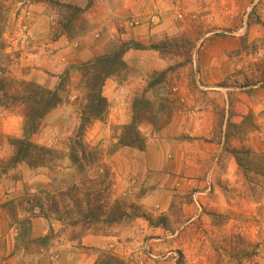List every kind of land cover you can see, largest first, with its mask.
<instances>
[{"label": "rangeland", "instance_id": "rangeland-1", "mask_svg": "<svg viewBox=\"0 0 264 264\" xmlns=\"http://www.w3.org/2000/svg\"><path fill=\"white\" fill-rule=\"evenodd\" d=\"M57 1L68 2L67 0H0V77L32 80L29 79L31 70L39 66L36 63L35 53H38L40 44L32 41L28 15L34 13L32 9L34 6L38 12L42 11L41 13L49 18L48 34L50 38H54L63 29L62 21H65L63 16L72 13L61 8ZM80 1L84 4V11L81 19L75 20V28L79 31L85 29L83 30L85 32L89 28L86 12L89 6L94 5L95 0ZM78 2L79 0H76L74 3L78 4ZM263 5L264 0H188L185 6H173L171 11L176 20L170 26H175L177 31L173 36L165 35L156 41L165 44L162 55L171 60V64L165 71L154 73L152 81L159 80L154 82L155 85L164 82L161 88H165L167 94H170L168 92L171 86L185 87V95L191 105H184L181 102L175 104V108L168 106L167 109L170 111L181 108L185 109L186 113L206 112L208 115L205 120L202 117L203 120L199 121L201 124H198L199 129L201 128L202 131L207 127L208 133L211 132V136H215V141L220 139L217 136H222L223 132L228 137L219 145L221 149L219 153L215 147L213 156L211 153L207 155L209 162L206 163L205 186L201 191L189 194L175 193L164 211L153 212V209L146 211L141 207L146 216L151 218V224L145 217H139L147 221L148 227L156 228L152 232H144L141 226H133L132 221L137 218L135 217L126 218L110 229L95 233L118 235V237L113 238V245L108 249H99L91 253L95 256L94 262L102 252H109L123 259L124 264H264V195H252L244 170L237 166L232 154L234 148L241 147L264 152V36L254 40H248L247 37L249 25L260 21L257 8ZM148 16L145 20L147 24ZM45 24L44 21L39 22L38 33L44 31ZM237 34H241L240 47L234 54L238 69L230 85L233 86V93L242 94L243 97L236 104L235 94L232 99H228L227 104L216 95L206 97L207 91L197 87L196 53L199 50L198 45L206 38ZM121 41L123 40L119 37L110 42L105 53L114 50ZM127 71L126 76L121 80L115 76L119 82L122 83L134 76L132 69L129 68ZM197 80L200 79L197 77ZM76 81L75 78L73 81L71 79L69 101L66 100V92H61L62 101L44 117L39 130L31 135L32 141L58 151L67 150L68 140L73 136L79 121L76 106L69 103L79 94L75 89ZM171 92L173 97L174 93L177 96L178 87L177 91ZM156 96L159 98V93ZM202 97L203 105L200 104ZM145 98L140 95L134 101L133 116L137 119L146 107L151 106L150 101L147 102ZM6 101L7 97L2 88L0 89V191L11 194V196L2 194L5 198L2 202L9 199L16 200L27 194L30 196L38 194L40 189L49 190L65 186L75 177L73 170L58 172L62 171L61 168H69L67 157L37 168L29 167L25 163L13 165L9 162L13 154L10 139L22 135V116L17 107H4ZM58 108H62V115H65L63 120L62 118L57 120ZM207 109L214 114L209 110L206 111ZM225 114L229 117L226 118ZM51 117L57 118L53 120ZM57 129L63 133L56 134ZM121 132V126L115 127L110 137L105 139L103 137L99 142L90 145L97 146L107 153L115 146L117 136ZM114 153L106 158L113 173L110 158ZM213 160L214 165H212ZM144 191V187L132 190L128 193L130 197L126 198L138 202ZM139 205L141 206V203ZM29 206L19 203L16 209L11 210L12 214L17 212L19 217L15 223L10 220L11 216L8 217L0 203V209L7 219L5 229L0 226V264H59L61 253L58 246L70 239L69 230L62 231L59 223L31 214L32 211L27 210ZM34 212L37 210L35 209ZM24 217H28L30 221L34 217L48 221L49 226L41 236L33 237L31 232V237L35 239L34 243L23 241L28 239L17 236L18 222ZM156 223L159 225H155ZM53 224L55 228L56 226L59 228L55 229ZM123 232H126L125 236ZM81 238L70 240L80 241Z\"/></svg>", "mask_w": 264, "mask_h": 264}, {"label": "crops", "instance_id": "crops-1", "mask_svg": "<svg viewBox=\"0 0 264 264\" xmlns=\"http://www.w3.org/2000/svg\"><path fill=\"white\" fill-rule=\"evenodd\" d=\"M187 2L188 0H95L94 5L89 6L86 12L89 28L75 40H70L66 33L61 32L50 38L49 18L41 13L42 11L38 12L35 6L32 8L34 13L28 15L32 41L40 44L38 53H35L39 66L31 70L29 79L50 89L57 86L59 77L66 68L105 53L109 43L119 37L123 41H135L145 46L130 48L123 55L134 76L122 83L115 76L105 81L102 94L109 103L107 117L104 121H95L86 132L85 139L94 144L103 137H110L115 127H122L131 122L136 97L142 95L146 97L147 102L150 101L151 106L140 113L137 123L138 131L144 138L143 149L120 147L110 158L115 173V194L126 198L130 197L128 193L132 190L144 187L145 191L140 195L138 202L146 211H164L175 193L189 194L201 191L205 186V169L206 163L209 162L207 155L211 153L213 156L215 147L217 152H220L219 145L224 141V132L222 136H217L220 139L215 141V136H211V132L208 133L207 127L202 131L199 129L200 119L203 117L205 120L208 113H186V110L181 108L170 111L167 109L168 106L175 108V104L181 102L191 105L185 95V87L171 86L168 92L170 94H167L165 88H161L164 82L155 85L152 81L153 74L168 69L171 60L166 59L159 49L149 46L162 36H173L176 33L177 28L170 26L176 20L171 10L173 6H185ZM78 3L84 5L82 1ZM257 10L260 21L264 23V5L259 6ZM153 13L158 14L159 21L156 24H147V16ZM133 20L139 23L135 26ZM40 21H44V24L46 21V24L44 31L38 33ZM263 36L264 26L261 23L249 25L248 40ZM240 38L241 34L211 36L198 45V76L195 78L197 87L207 91L206 97L216 95L227 104L228 99H232L235 94L236 104L243 97L242 94L233 93V86L230 85L238 69L234 54L240 47ZM197 77L200 80H197ZM74 78L77 79L75 73L71 76L72 81ZM177 87V96L174 93L173 97L171 91H177ZM158 93L159 98L156 96ZM202 101L203 97L200 101L203 105ZM208 110L210 111H206ZM56 113L59 118L51 117L53 120L64 119L62 108H58ZM210 113L214 114L211 111ZM224 116L227 118L228 114ZM59 131L57 129L56 134L63 133ZM61 170L58 172L70 169ZM0 192V203L5 199L3 196H11L9 192ZM132 223L133 226H141L144 232L156 230L148 227L147 221L140 217L135 218ZM0 226L4 229L7 226L6 216L1 209ZM48 226L47 220L41 217L32 218V236H41ZM53 227L55 228L54 224ZM57 228L59 227L56 226L55 229ZM125 233L122 234L125 236ZM117 237L118 235L87 233L80 241L67 239L58 246L61 253L59 264H93L95 256L91 253L108 249L113 245V238Z\"/></svg>", "mask_w": 264, "mask_h": 264}, {"label": "trees", "instance_id": "trees-1", "mask_svg": "<svg viewBox=\"0 0 264 264\" xmlns=\"http://www.w3.org/2000/svg\"><path fill=\"white\" fill-rule=\"evenodd\" d=\"M56 3L61 8L72 11L71 14L63 16L65 21H62L63 29L59 32L66 33L70 40L79 38L87 31L75 28V20L81 19L84 5L71 1ZM258 23L264 26L263 22ZM164 46L162 42H155L149 47L162 52ZM144 47L135 41H121V44L110 52L95 55L77 65H70L59 77V82L53 89L33 80L0 77V89L4 88L7 97L4 107H17L22 116V135L10 139L13 154L9 162L13 165L25 163L29 167L37 168L67 157L69 169L75 172V177L61 188L40 189L38 194L32 196L27 194L20 197V200L9 199L2 202L12 222L16 223L19 217L17 212L12 214L11 210L16 209L19 203H24L26 206L30 205L27 210H31V214L59 223L62 231L69 230L70 239L73 240L87 233L103 232L126 218L142 216L151 224V218L141 210L138 202L115 194V176L106 160L121 146L143 149L144 138L137 128L139 119L133 116L130 123L122 126L115 146L107 153L97 146L90 145L85 139L88 128L95 121H104L107 117L109 103L102 94L105 81L111 76H118L120 80L124 78L129 69L123 59L124 53L130 48ZM73 73L77 75L75 89L79 94L69 103L76 106L79 121L73 136L68 140L67 150L58 151L35 143L31 135L39 130L44 117L62 101L61 92H66V100L69 99ZM157 81L159 80H153ZM227 137L225 133L224 139L227 140ZM232 154L237 166L244 170L252 195H264V152L241 147L234 148ZM35 209L37 212H34ZM18 224L17 236L28 239L23 241L34 243L30 219L24 217ZM93 264H124V261L117 255L102 252Z\"/></svg>", "mask_w": 264, "mask_h": 264}, {"label": "built area", "instance_id": "built-area-1", "mask_svg": "<svg viewBox=\"0 0 264 264\" xmlns=\"http://www.w3.org/2000/svg\"><path fill=\"white\" fill-rule=\"evenodd\" d=\"M158 21H159V16L157 14H152L151 16L148 17L149 24H156ZM132 23L133 25H137L139 22L136 20H133Z\"/></svg>", "mask_w": 264, "mask_h": 264}]
</instances>
